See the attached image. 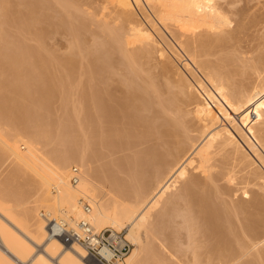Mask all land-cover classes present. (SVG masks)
Wrapping results in <instances>:
<instances>
[{
    "label": "bare ground",
    "instance_id": "1",
    "mask_svg": "<svg viewBox=\"0 0 264 264\" xmlns=\"http://www.w3.org/2000/svg\"><path fill=\"white\" fill-rule=\"evenodd\" d=\"M20 1L0 0V18H2L0 20V121L8 122V125L14 127L13 130L26 128V132L32 135H26L30 136L26 138L25 135L23 137L21 130L13 134V131L6 133L1 129L0 146L1 150L7 149L14 155L15 162L18 163L14 165H24L31 169V173L36 178V185L34 195H31L33 199L24 201L33 203L30 206L20 203L21 198L17 201L15 197L10 198L7 192L0 191V264L25 262L35 253V246H42V249L35 253L36 256L32 258L30 264H95L78 242L47 236L48 224L43 218H38L39 206L43 207L49 216L51 213L55 215L51 218H61L70 227L75 225L77 219L85 217L96 229L126 228V238L133 248L125 259L117 264H173L170 263L169 258L167 259L169 255L165 257L160 251L161 248L156 246L158 250L149 240L153 236L164 235L163 232L171 225L168 223L171 217L175 216L177 220L183 213L175 215L176 211H174V216L172 214L173 209H176L183 200L178 199L183 196L186 208L183 204L184 206L177 210L179 212L180 208H183L187 211V213L184 211L186 214L183 213L182 216L185 228L181 225L182 219H180L181 223H177L178 226L184 232L187 228L186 233H189V236L196 233L194 239L189 238L192 240V243L189 242L190 246L196 241L197 233L201 234L198 242L202 236L205 239V242L200 244L205 251L202 252L205 255L203 259L199 258L200 253L196 252L197 248L191 247L190 251L194 253L188 264H216L217 260L221 261L218 264L224 262L225 264H264V250H259L258 246V250L252 248L259 241L251 247L245 242L248 239L244 238L247 236L244 234H249L252 239L264 235V53L256 55L257 57L237 55L239 48L237 41L240 40L238 33L245 27L244 21L249 17L247 10L250 8L237 7L239 0H95L100 3V7L95 4L99 8L95 14L93 12L92 14L93 17L96 16L95 20L98 16L100 19L88 21V25L94 22L93 26L95 25L97 29V33L93 29L94 31L88 34L86 31L89 28L84 30L87 25L85 20L88 19L81 16V11V13L74 10L70 12L72 6L75 10L80 8L78 0ZM91 2L95 3L94 0H88L85 4L88 6ZM53 6L57 7V22L54 21L56 15L54 17ZM83 6L81 4V8ZM84 12L90 15L91 11ZM86 13L82 15L86 16ZM50 15H53L55 24L51 18L52 22L48 21ZM144 20L148 21L149 27L144 24ZM95 22L102 28L101 32ZM14 25H17L22 33L29 32L31 35L32 32L33 40L36 38L40 41L38 47L35 45L33 47L31 42V45H28L26 42L31 37L27 38V41L24 40L28 34L20 36L19 30L17 31L19 35L13 31L19 37L8 34L12 26L15 27ZM8 26H11L9 31H7ZM161 28L169 33L174 39L173 42L176 41L178 47L187 54L191 61L189 62L198 68V71L203 72L201 75L205 82L194 73L187 61L184 65L192 73L193 76H190L193 81L188 77L189 75H184L185 72L180 73L179 69L177 72L175 68L176 73L173 71L175 75L172 74L175 77L170 76L167 63L157 69V74L155 72H148L145 76L140 74V70H143L141 64L148 67V63L144 65V62L153 60V52H156V48L159 49V41L162 39L159 36L158 41L155 35H162ZM52 31L62 34L67 32L71 36L65 34L69 38H65L69 41L67 47L64 46L68 52L66 51V54L57 51L63 55L58 56L57 61H55L56 54L54 55V61L57 63L55 66L51 65V60L56 49L53 51L52 47V50L49 48L48 50L46 46L43 47L45 43L42 42L43 38ZM156 31L159 34H156ZM84 33H86L85 37L89 35V42L90 38L103 37L102 40L100 39L103 41L101 43L95 38L93 40L98 42H96L98 46L96 44V47L94 46L97 52L100 47L104 50L100 49L102 52L96 54V51L86 48L83 40L87 37H84ZM58 38L61 39L60 36ZM88 41L86 40V44H89L90 48L93 47L90 44L94 45L95 41H91L93 44L87 43ZM168 41L170 43H167L173 47L174 44L170 39ZM160 49L161 55L158 59L165 51L161 47ZM113 50L120 53L118 57L119 55L122 57L119 59L122 61L121 66L124 67L120 71L111 63L113 59H110V56ZM218 53L222 55L211 58ZM87 56L90 57L85 65L84 58L86 59ZM163 61L167 62V59ZM86 66L89 70H86ZM60 68L64 72L61 78L56 77L53 71ZM148 68L147 70L150 69ZM150 70L155 71L156 68ZM56 93L60 95L59 101L62 100L60 104H63L62 108L65 110L63 112L66 114V118L60 120L61 123L58 118L54 120L56 117L53 119L52 116L44 114ZM69 100L73 101V104ZM69 103H71V107L69 106L71 112L67 111ZM56 123L57 126H63L58 132L61 138L64 135L61 131L64 129L67 131L64 132L66 135L62 140H69L68 143L73 147L69 148L68 145L64 147V144L63 149L52 147L48 150V147L46 151L41 150L36 146L35 141L42 139L47 142L48 138L55 136L52 133L54 129H58ZM26 132L24 130V133ZM77 132L82 139L76 137ZM77 139L81 142V146L75 145ZM134 139L139 142L151 141L152 145L148 143L149 146L142 150L139 147V151L136 150L137 152L122 159L118 158L120 160L114 164L120 169L123 168L122 170L125 168L126 173L129 174L138 170V173L135 172L137 175L130 176V181L134 179L136 182H132L135 185L128 193L135 199L130 200L129 197L127 198L128 195L126 199L122 197L126 192L122 196V193H118L119 188L125 183L118 185V177H112L113 174L108 178L113 181L114 187L112 184H105L102 182L105 180L101 181L97 178V174H94V168L91 166L93 164L90 162L93 157L96 159L97 154L99 156L98 152L101 150L108 152L104 146H113L111 149L114 146L127 147L133 144ZM20 141L25 145L24 151L20 150ZM102 147L104 148L101 149ZM71 163L78 166L81 171L76 184L70 183L69 180L68 167ZM16 167L17 170L12 173L13 177L20 173L19 168ZM139 167L141 171L145 167L146 171L143 169L144 172H141ZM110 170L111 167L107 166V169L101 170V175L106 178ZM179 178H186L183 181L185 193L182 196L177 194L179 192H174L172 197L168 198V204L165 201L166 208L159 207L164 209L161 213L157 211L158 215L160 213L158 222L149 224L148 211L160 203V198L174 188ZM220 179L231 182L238 180L236 182L243 185L244 196H248L243 202L236 201L237 204H234L231 212L235 215L237 225L241 223L238 217L241 216L240 218L243 219L238 227L234 224L235 220L228 215L230 212L222 211L229 201L225 203L224 200V205L223 201L219 200L222 199L218 197L219 192L217 191V195L214 194L219 187L214 189L216 186L213 185V196L215 198L216 195L218 200L222 201L224 207L221 209L211 202L213 196L210 198V190H206L208 183L216 180L218 182ZM50 187L56 191L55 194L50 192ZM222 194L224 195L223 192ZM81 198L87 199L91 204L90 213H83ZM230 202L234 203L232 200ZM197 204L200 206L197 208L201 215L195 213L198 217H194L193 209ZM20 207L21 214L17 210ZM29 216L34 218V222L32 221L34 226L31 225L33 228L26 224L25 218ZM144 225H146L145 237L150 233L151 238L147 235L149 243L146 241L147 243L143 242V244L139 231ZM179 227L178 230L181 231ZM171 230L175 232V229ZM178 230L176 233L180 234ZM166 233H169V229ZM256 239L249 240L256 242ZM187 243L184 246L189 244ZM261 245L263 246L264 242ZM250 249L254 250L255 257L252 260H243ZM54 254H60L57 260L52 259ZM204 258L206 262H203Z\"/></svg>",
    "mask_w": 264,
    "mask_h": 264
},
{
    "label": "rangeland",
    "instance_id": "2",
    "mask_svg": "<svg viewBox=\"0 0 264 264\" xmlns=\"http://www.w3.org/2000/svg\"><path fill=\"white\" fill-rule=\"evenodd\" d=\"M22 2H23V0H21ZM20 1V2H21ZM35 1V0H34ZM50 1H52V0H50ZM79 2H77L79 5V9H77V10H75V8L72 6L71 7V9H70V12H74V11H78L79 13H81V16L83 17V18H85V19H88V20H85V22H86V27H85V29L84 30H88V28H89V30L88 31H86V33L88 32V34H90L91 32H93L94 30V32L95 33H97V29L95 28V25L93 26V23H92V21L90 22V23H92V24H89L88 25V21H90V19H94V18H96V16L95 17H93L94 15L93 14H95L96 12H97V9L100 7L99 5H100V3H98L97 1H95L94 0V2L95 3H93V2H91V3H89L88 4V6H87V4H85L88 0H78ZM83 1V2H82ZM248 1V2H247ZM24 2H25V0H24ZM53 2V1H52ZM80 2H82V3H80ZM97 2V3H96ZM264 1L263 0H239L238 1V6L237 7H242V6H248L250 9L249 10H247V13H248V18L247 19H245V21H244V26L245 27H243L244 29L243 30H240V32L238 33V39H240V40H238L237 41V43H238V47L240 48H238V50H237V55L239 56V57H241L242 55V57H253V56H255V57H257L256 55H258L259 56V54L260 55H263V53H264V3H263ZM84 3V4H83ZM92 3H93V5H92ZM261 3V4H260ZM81 4H82V6L83 5H85L86 6V8H85V6H83V8H81ZM91 4V5H90ZM95 4L97 5L98 4V6L99 7H97V6H95ZM89 5L91 6V7H89ZM237 5V4H236ZM251 6V7H250ZM259 6V7H258ZM263 6V7H262ZM54 7V6H53ZM93 7V8H92ZM96 9H95V8ZM256 7V8H255ZM74 8V9H73ZM57 7H54L53 8V10H55V11H53L54 13V17H55V15H56V17L54 18L55 20L54 21H56V19H57ZM81 9V10H80ZM92 9H93V11H92ZM95 9V10H94ZM72 10V11H71ZM74 10V11H73ZM81 11V12H80ZM84 11H91L90 12V15H87V13L86 12H84ZM95 11V12H94ZM260 11V12H259ZM92 12H93V14H92ZM250 12V13H249ZM56 13V14H55ZM84 13H86V16H89V18L88 17H86L85 15H82V14H84ZM253 14V15H252ZM258 14V15H257ZM252 15V16H251ZM91 16V17H90ZM93 17V18H92ZM50 18H51V20L53 21V15L51 16L50 15V17L48 18L49 20L48 21H51L50 20ZM100 18H99V16H98V19H94L93 21H97V20H99ZM257 19V20H256ZM261 19V20H260ZM0 20H2V18H0ZM247 20V21H246ZM29 21H30V19H29ZM51 21V22H52ZM53 21V22H54ZM258 21H260V22H258ZM57 22V21H56ZM248 22V23H247ZM97 22H95V24H96ZM148 23V21L146 20H144V24L146 25V26H148L149 27V25L147 24ZM54 24H55V22H54ZM90 25H92V26H90ZM97 25V27H98V25L99 24H96ZM15 26V25H14ZM17 26V25H16ZM15 26V27H16ZM90 26V27H89ZM15 27H13L12 26V28H11V26H8L7 28V31H9V29L11 30V32L9 31V33L8 34H11V35H13V36H17V34L16 33H18L19 31H20V29H18L17 27V30H15ZM94 29V30H93ZM102 28H100V27H98V30L101 32L102 30H101ZM162 29V28H161ZM256 29V30H255ZM19 30V31H18ZM13 31L15 32L16 31V33L14 34L13 33ZM18 31V32H17ZM53 31H55L54 29H53ZM53 31H52V33L51 34H47L44 38H43V40H42V42L43 43H45V45L41 42V44H43V47H47L46 49H51L52 47V49H53V51L55 50L56 52H53V57H52V60H51V65L52 66H55L57 63L55 62V61H57V57L58 56H60V55H63V54H61V53H66L67 54V44H68V36L70 35V34H68L67 32L65 33V32H63L64 34H62V32L61 33H53ZM21 33V35L20 36H22V34H24V35H29V37H28V35L27 36H25L26 38H24V40L26 39V41L31 37V39L30 40H28L26 43L28 44V45H31L32 44V46L33 45H35V47H38L37 45H39V40H37L36 38H34L35 40H33V33L32 32H30L31 33V35L29 34V32L26 34L25 32L24 33H22V31H20ZM99 32V33H100ZM155 32V31H154ZM162 32L163 33H161L162 35H160L159 33H157V31H156V34H159V35H155V36H157L156 38L158 39V41L160 40V39H162V40H160L159 42V49L157 50V48H156V52H157V54H156V52L154 51L153 52V62L151 61V60H149V61H145L144 63V65H146V62L148 63L147 65H148V67L150 68V69H154V68H156V70L155 71H153V70H150L147 66H143V63L141 64L142 65V68H143V70L141 71L140 70V74L141 75H143V76H145L146 74L148 75V72L149 73H151V72H155L156 74H157V69H159L161 66H162V64L164 65L165 63H167V64H165V65H167V67H168V74L170 75V76H172L173 78L175 77V76H173L172 74H174L175 75V73H176V70L177 69H179V71H180V73H184V75H186V76H188V77H191V76H193V75H191L192 73L190 72V70H189V68H187V66L186 65H184L185 64V62L187 61V63H189V65H191V69H193V71H194V73H196L197 75H199L200 76V78L205 82V79L203 78V75H201L203 72L201 71H198V68H196L194 65H192V63H190L191 61L189 60V58L187 57V54L186 53H184L181 49H180V47H178V44L176 43V41H175V43L173 42V38L171 37V35L168 33L167 34V32L165 31V30H163L162 29ZM247 32V33H246ZM13 33V34H12ZM86 33H84V37H85V34ZM245 33V34H244ZM56 34V35H55ZM65 34H68V36H66ZM155 34V33H154ZM163 34H165V35H163ZM18 35H19V33H18ZM23 35V36H24ZM52 35H53V37H52ZM61 35H63V36H61ZM60 36V38L61 39H59L58 37ZM159 36H160V39H159ZM161 36H163L162 38H161ZM166 36V37H165ZM261 36V37H260ZM14 37V38H15ZM17 37H19V36H17ZM52 37V38H51ZM63 37V38H62ZM69 37H71V36H69ZM87 37V38H86ZM86 39H84L83 40V42H84V46L86 47V48H89V49H92V50H94V52L96 51L95 49H94V46H95V44H96V42L98 41V40H102V38H101V36H99V37H97V38H99V39H97L96 37H94L95 38V40H97V41H95V40H93L92 38H90V42L88 41L89 40V35H86ZM166 39H165V38ZM255 37V38H254ZM28 38V39H27ZM46 38V39H45ZM65 38H68V39H65ZM167 38H169L170 39V41L172 42V44H174L173 45V47H171L172 45L171 44H169L170 42L167 40ZM53 39V40H52ZM64 39V40H63ZM92 39V40H91ZM173 39V40H172ZM258 39V40H257ZM37 40V41H36ZM49 40H51V41H49ZM56 40V41H55ZM86 40L88 41L87 43H92L93 44V42H91V41H95L94 42V45H91L90 44V46H93V47H89V44H86ZM98 41V42H103V41ZM166 40V41H165ZM36 41V42H35ZM49 41V42H48ZM72 41V39H70V42ZM29 42V43H28ZM30 42H31V44H30ZM38 42V43H37ZM56 42V44H54ZM66 42V43H65ZM69 42V43H70ZM97 42V43H98ZM167 42H169V43H167ZM58 43V44H57ZM168 45H167V44ZM40 44V45H41ZM177 44V45H176ZM47 45H49V46H47ZM53 45V46H52ZM70 45V44H69ZM97 45V44H96ZM241 47H240V46ZM56 46H58V47H56ZM64 46H66V47H64ZM88 46V47H87ZM98 46V45H97ZM100 46V45H99ZM174 46L177 48H174ZM34 47V46H33ZM40 47V46H39ZM56 47V48H55ZM96 47V46H95ZM160 47L162 48V50L164 51V52H162V53H164V55H162V57H160L159 59H158V57H159V55H161V54H159V50H161L160 49ZM65 48H66V50H65ZM107 48V47H106ZM177 51H175L174 49ZM246 48H248V49H246ZM48 49V50H49ZM51 49V50H52ZM65 51H64V50ZM68 49H69V47H68ZM100 49L102 50L103 48L102 47H100ZM99 49V51H101ZM180 49V50H179ZM242 49V50H241ZM91 50V51H92ZM97 50H98V47H97ZM104 50V49H103ZM102 50V51H103ZM244 50V51H243ZM57 51H61V53L59 54V52H57ZM67 51V52H66ZM98 51V52H99ZM101 51V52H102ZM251 53H250V52ZM97 51H96V54H99ZM115 52H117V51H115V50H113V52H112V56H110V59H113V61L111 60V63L114 65V67L115 68H118L119 69V71H120V69H122V67H124L123 65L121 66V64L122 63H120V62H122L121 61V59H122V57H120V55H119V57L121 58V59H119V57L117 56L118 54H120L119 52H117V53H115ZM248 54H247V53ZM114 53V54H113ZM166 53V54H165ZM242 53H245V54H242ZM56 54V55H55ZM59 54V55H58ZM116 54V55H115ZM156 56H155V55ZM247 54V55H246ZM56 56V59L54 58L55 56ZM65 55V54H64ZM115 55V56H114ZM168 55V56H167ZM219 55H222L221 53H218V55L216 56V55H214V56H212L211 58L213 59V58H216V57H218ZM252 55V56H251ZM167 56V57H166ZM89 57L90 56H87L86 57V59L84 58V64L86 65V61H89ZM113 57V58H112ZM118 57V58H117ZM254 57V58H255ZM87 58H88V60H87ZM162 58V59H161ZM170 58V59H169ZM54 59H55V61H54ZM118 61H117V60ZM167 59V62L166 61H163L162 62V60H166ZM115 61H117V62H115ZM159 63V65H157L158 63ZM190 61V62H189ZM119 62V63H118ZM152 62V63H151ZM117 63V64H116ZM171 65H170V64ZM173 63H175V64H173ZM54 64V65H53ZM116 64V65H115ZM157 65V66H156ZM171 66V68H170V66ZM119 66V67H118ZM174 66V67H173ZM186 66V67H185ZM87 68H86V70H89V67L88 66H86ZM121 67V68H120ZM178 67V68H177ZM194 67V68H193ZM147 68L150 70H147ZM176 70H175V69ZM146 69V70H145ZM189 71H188V70ZM59 71L58 72V74L56 73L57 71ZM56 70H53L54 71V74H55V76L56 77H59V78H61V77H63V74H64V72H63V69L62 68H60V69H56ZM61 70V71H60ZM91 70V69H90ZM170 70H172L170 73H169V71ZM199 70H201V69H199ZM56 71V72H55ZM146 71H147V73H146ZM173 71H175V73L173 72ZM62 72V73H61ZM145 72V73H144ZM173 72V73H172ZM177 72H178V70H177ZM188 74H187V73ZM144 73V74H143ZM60 74V75H59ZM57 75H59V76H57ZM94 75H96V74H94ZM191 75V76H190ZM176 76H177V74H176ZM178 77V76H177ZM160 78V77H159ZM194 78V77H193ZM190 79H192V77L190 78ZM195 79V78H194ZM192 81H193V79H192ZM123 89H126L125 87H123ZM72 90V89H71ZM70 90V92L69 93H71L72 91ZM59 91H60V89H59ZM59 93V92H58ZM60 94V93H59ZM61 95V94H60ZM60 95H58L57 93H56V95L54 96V97H56V98H52V102L50 101V103H51V105L49 104V109L47 110V111H44V114L45 115H48L49 117H51V118H55L54 120H56L57 118L59 119V121L61 120V121H63L65 118H66V114L64 113L65 112V110H63V104H60V103H62V102H60V101H62V100H60L59 101V97L58 96H60ZM57 98H58V100H57ZM56 99V101L54 102V100ZM69 99H71V98H69ZM59 101V102H58ZM70 101V100H69ZM71 102V101H70ZM73 102V101H72ZM71 102V103H72ZM54 103V104H53ZM71 103H69L68 104V106H67V108H68V112H71V110L69 109L70 107H71ZM59 104H60V106H59ZM73 104V103H72ZM59 106V107H58ZM70 106V107H69ZM64 111V112H63ZM66 111V112H67ZM43 112V111H42ZM54 116V117H53ZM61 121H60V123H61ZM2 122V123H1ZM223 122L224 123H226V121L225 120H223ZM7 123V124H6ZM59 123V122H58ZM59 123V124H60ZM4 124V125H3ZM33 124H34V122H33ZM32 124V125H33ZM8 127V129H7V127ZM35 125V124H34ZM55 126H57V123H56V125ZM54 126V127H55ZM61 125H59V126H57L58 127V129L56 130V129H54V132L52 133V134H55V136H60L61 134L59 133L58 134V132H59V130H61L62 129V127L63 126H61ZM9 127H11V125L9 124L8 125V122H5V123H3V121H0V130L1 129H3L4 130V132H6V133H8V132H11V131H13V134H15L17 131H19V130H21V129H23V128H18V130H13V126L11 127V129L9 128ZM56 127V128H57ZM60 127V128H59ZM5 129H7V130H5ZM10 129V130H9ZM24 130H25V132H26V128H24ZM24 130H21V133H22V135H23V137H24V135H25V137L26 138H29L30 136H26V135H32V134H30L29 132H26V133H24ZM65 130V131H64ZM63 131H61V133H62V135L64 134V135H66L65 133L67 132L66 131V129H64ZM56 131H57V133H56ZM65 132V133H64ZM24 133V134H23ZM29 133V134H28ZM10 135H12V133H9ZM64 135L62 136V138L64 137ZM55 136L54 135H52L51 136V139H49L48 138V140H47V142L45 141H42V139L41 140H37V141H35L36 142V146L38 147V148H41V150H44L45 149V151L47 150V148L49 147V149L48 150H50V149H52V147L53 148H57V147H59V149H63L64 147H66V145H68V147L69 148H71V147H73L72 145H71V143H68V142H70L69 140H62V138H61V136H60V138L57 136V138H55ZM76 137L80 140V139H82V136H80V133H78L77 132V135H76ZM53 138V139H52ZM60 140H59V139ZM65 138V137H64ZM58 139V140H57ZM77 139V141H76V144L75 145H82L81 144V142L79 141ZM62 140V141H61ZM136 140L137 139H134V140H132V142H133V144H131L130 146H120V147H115L114 146V148L113 149H111L113 146H104V147H102L101 149H105V150H107L108 152H106V151H104V150H101L100 148V150H101V152H98L99 153V156H98V154H97V157L95 156V158L96 159H94V157H93V159H92V161H91V159H90V163L91 164H93V165H91V166H93V168H94V174L96 175L97 174V178H99L101 181L102 180H105V181H102V182H105V184H107V185H110V184H112V186H113V181L111 180L110 181V178H108V177H110V175L112 176L113 174V176L112 177H115V178H117V181L119 182V183H122V184H119L118 183V185H123L124 183V186L122 187H118L119 188V190H118V193L119 194H121V196L122 197H124L125 199H126V195H128L127 196V198L129 197V199L131 200H133V199H135V198H133V197H131L130 196V194H128L129 192H131V189L133 188V186L135 185V184H133V183H136L135 182V180L133 179V181H130V176L131 175H137V171H133V172H130V170H129V172H130V174L129 173H126L127 171L125 170V168H124V170H122V169H120L119 167H116V165H114V164H116V161L117 160H120V159H122V157L124 158V157H126V156H128V155H130V154H133V153H135V152H137L136 150H138L139 151V149L140 150H142V149H144V148H146V147H148L149 145H152V143H150L151 141H149V142H142V141H140L139 142V140H137V142L139 143H137L136 142ZM41 141H42V143H41ZM48 141H50V142H48ZM79 141V142H78ZM82 141V140H81ZM54 142V143H53ZM58 142V143H57ZM61 142V143H60ZM138 144V147L136 146L137 144ZM68 143V144H67ZM73 143V142H72ZM80 143V144H79ZM147 145H145V144ZM148 143H149V145H148ZM42 144H44V145H46V146H44V145H42ZM61 144V145H60ZM64 144H65V146H64ZM135 144V145H134ZM142 144V146H139V145H141ZM19 145H20V150L21 151H24L25 150V145L23 144V143H21V141H20V143H19ZM71 145V146H70ZM145 145V146H144ZM50 146H51V148H50ZM55 146V147H54ZM64 146V147H63ZM134 146L136 147V148H134ZM1 147V146H0ZM62 147V148H61ZM128 147H130V148H128ZM133 147V148H132ZM140 147V148H139ZM116 148L118 149V150H116ZM119 148L121 149V150H119ZM126 150H125V149ZM2 149V147L0 148V150ZM58 149V148H57ZM128 149V150H127ZM135 149V150H134ZM112 150L114 151V152H112ZM130 150V151H129ZM131 150H133V151H131ZM118 151H122V152H119L118 153ZM126 151V152H125ZM1 152L3 153V154H1ZM107 154H106V153ZM130 152V153H129ZM105 153V155H103L102 156V154H104ZM124 153L126 154V155H124ZM129 153V154H128ZM101 154V155H100ZM108 154L110 155V156H108ZM106 156V157H105ZM101 160H100V159ZM104 158V159H103ZM118 158H120V159H118ZM99 159V160H98ZM95 160H96V162H95ZM110 161V162H109ZM15 162V157H14V155L13 154H11V152L9 151V150H7V149H4L3 148V150H1L0 151V191L2 190V191H5V192H7L6 194L7 195H9V197L10 198H12V199H14V197H15V199L17 198V201H18V199L20 200V198H21V200H20V203H26V202H24V201H26L27 199L28 200H31V199H33V196H31V195H34V186L36 185V178H35V176L31 173V169L29 170V167L28 166H26V167H28V168H26L24 165H14V164H18V163H14ZM93 162V163H92ZM109 163L111 164L110 166H109ZM21 164V163H20ZM107 164V165H106ZM98 165V166H97ZM114 165V166H113ZM17 166V167H16ZM23 166V167H22ZM71 166H76V165H74V164H70L69 165V167H68V173H69V168L71 167ZM96 166V167H95ZM101 166H102V168H101ZM106 166V167H105ZM107 166H108V168L109 167H111V170H110V174L109 173H107L109 176H106V178H104V175H101L102 174V172H101V170L103 169H107ZM141 166H143V164L141 165ZM140 166V167H141ZM15 167L16 168H19V170H18V172H20V173H18L17 175H15L14 177L12 176V173L14 172V170H17V169H15ZM78 167V166H77ZM115 167V168H114ZM139 167V168H140ZM22 170H21V169ZM26 168V169H25ZM79 168V167H78ZM96 168H97V171H96ZM142 168V167H141ZM141 168L139 169L140 171H141ZM145 167H143V169H144ZM80 169V168H79ZM116 169H118V170H116ZM143 169H142V171H143ZM10 170V171H9ZM115 170V171H114ZM145 170V169H144ZM25 171H26V173H25ZM30 171V172H29ZM141 171V172H142ZM146 171V170H145ZM28 172V173H27ZM112 172H114V173H112ZM135 172H137V173H135ZM140 172V173H141ZM144 172V171H143ZM131 173H135V174H131ZM128 174V175H127ZM143 174V173H142ZM10 175V176H9ZM98 175H99V177H98ZM11 176H12V178H11ZM19 176V177H18ZM23 176V177H22ZM129 178H127V177ZM187 177H188V174L186 175ZM106 179L109 181H106ZM186 178H179V179H177V181L175 182V186H174V188L170 191H167L166 192V194H164L163 196H162V198H160L161 200H160V203L157 205V206H155L154 207V209L153 208H151L149 211H148V214H149V216H148V222H150L149 224H151V223H157L158 222V220H159V215H160V213L163 211V209L164 208H159V207H165L168 203V198L170 199L171 197H172V194L174 193V192H179V193H177V194H182V196H183V193H185L184 191H185V189H184V180H185ZM127 180V181H126ZM131 180H132V177H131ZM225 179H220V181H218L217 182V180L216 181H214V182H210V183H208L209 184V186L206 188V190H210V198L214 195V194H216L217 195V193L219 192H221L222 190H224V191H222L223 193H224V195L222 194V192L219 194L218 193V197L219 198H221L222 197V199H219V198H217V196L215 195V198H214V196L212 197L213 199H211L212 201V203L218 208V206H220V209L221 208H223L224 207V205H225V203H228V201H229V203L228 204H226V205H229L230 203L233 205H229L228 207L225 205V209H222V211L224 212L225 210H227V212H230L228 215H230V217L231 218H233L232 220H235L234 221V224H236V227H238L243 221V219L242 218H240L241 216H239L238 217V219L240 220L239 222H241L239 225H237L238 223H237V221H236V219H235V215H234V213L232 214L231 212H233V207L237 204V203H240V202H243V200H245V199H248V196H244L245 194H243V185L241 184V183H238V182H236V181H238V180H235L234 182H231V181H227V180H225ZM130 182V183H129ZM133 182V183H132ZM151 183V182H150ZM229 183H231V185L229 184ZM238 183V184H237ZM215 184V186L216 187H214L213 185ZM218 184V185H217ZM236 186H235V185ZM239 184H241V185H239ZM229 185V186H228ZM219 187V189L218 190H216V193H214L213 192V190L214 189H217L218 187ZM225 186V187H224ZM235 187V188H233V187ZM239 186V187H238ZM114 187V186H113ZM182 187H183V189H182ZM213 187H214V189H213ZM224 187V189H221V188H223ZM177 188V189H176ZM210 188V189H209ZM212 188V189H211ZM122 189V190H121ZM229 189V190H228ZM240 189V190H239ZM120 190H121V192H120ZM174 190H176V191H174ZM178 190V191H177ZM180 190V191H179ZM182 190V191H181ZM221 190V191H220ZM232 190V191H231ZM234 190V191H233ZM242 190V191H241ZM212 191V192H211ZM218 191V192H217ZM235 191H237V192H235ZM11 192V193H10ZM50 192L52 193V194H55L56 193V191L52 188V187H50ZM241 192H242V197H241ZM214 193V194H213ZM250 193V192H249ZM212 194V195H211ZM20 195V196H19ZM165 195H169L168 197L167 196H165ZM171 195V196H170ZM220 195V196H219ZM221 195H223V196H221ZM250 195V194H249ZM264 195V194H263ZM13 196V197H12ZM29 196V197H28ZM165 196V197H164ZM227 196H230L231 198H233V199H231L230 197V199L232 200V201H234V203L233 202H230L231 200L227 197ZM234 196V197H233ZM237 196V197H236ZM28 197V198H27ZM239 197V198H238ZM166 198H167V200H166ZM181 198V197H180ZM178 199L179 201H181L182 199L184 200V196L181 198V199ZM217 198V199H216ZM224 198V199H223ZM227 198V199H226ZM25 199V200H24ZM216 201H215V200ZM222 200L223 201V203H224V200H226L225 201V203H224V205L221 203L222 201H219V200ZM229 199V200H228ZM237 199V200H236ZM183 200L181 201V202H179V206L178 207H176V209L174 210L173 209V211H172V214H173V212L174 211H176V213H175V215H177V214H180V212H183L184 213V215L187 213V211H185V209L183 210V208L181 209L180 208V211L178 212V210L177 209H179V207H182V206H184L185 205V203L183 202ZM218 200V201H217ZM239 200H240V202H239ZM12 201V200H11ZM10 201V204H12V202ZM162 201V202H161ZM165 201H166V203H165ZM214 201V202H213ZM237 201V203H235ZM216 202V203H215ZM218 202V203H217ZM221 204H220V203ZM163 203V204H162ZM165 203V204H164ZM29 204V202H27L25 205H28ZM162 204V205H161ZM184 204V205H183ZM235 204V205H234ZM20 205H22V204H20ZM30 205H33V203L31 204H29L28 206H30ZM165 205V206H164ZM221 205H223L222 207H221ZM40 207V206H39ZM37 207L38 209H37V211L39 212V215H38V218L40 217L41 219H42V216H40V213H42V212H45L46 213V210L43 208V207ZM200 207L198 204L195 206V208L193 209V216L194 217H198V215L200 216L201 215V213L199 212V209L198 208ZM166 208V207H165ZM184 208H186V205H185V207ZM227 208V209H226ZM231 208V209H230ZM158 209V210H157ZM162 209V210H161ZM195 209H197L198 210V212H195V211H197V210H195ZM231 211H230V210ZM17 210H19V212H20V214H21V207L20 208H18ZM161 210V211H160ZM183 210V211H182ZM229 210V211H228ZM160 212L159 213V215H158V212ZM186 213H185V212ZM178 212V213H177ZM183 213H181L180 214V216H181V218H179L178 216V218H179V220H178V218H177V220H175V216H174V214H173V218L171 217V219L169 220V222L168 223H171V225H170V227L168 228V226H167V228L169 229V233L167 234L166 233V230L168 231V229H166L163 233H164V235L166 236H164V235H159L158 237H157V235H156V237L155 236H153L152 237V239L151 240H149L150 241V243L151 242H153V245L155 244V247L157 246L159 249H160V251L162 252V254L165 256V257H167L168 255V257H167V259L168 260H170V263H173V264H178V263H180V264H185V263H189V260L192 258V255H193V253H192V250L190 251V249H191V247H193V248H197V253H200V255H199V258L201 259H203V257L205 256V255H203V253L205 252L204 251V247L203 246H201L204 242H205V239H204V237L202 236L201 237V239L199 240V242H201V243H199L197 240L200 238V236H199V234L200 233H197L198 234V236L195 238V240L196 241H193L194 243H193V245H196V244H198V245H196V246H193V245H191L190 246V243H192V240H189V238L190 239H194V237L196 236V233L193 235V236H189L186 232H187V228H186V230H185V232H184V230H182V228H180L179 226H178V224L177 223H181V220L180 219H182V222H183ZM195 213H198V215L197 214H195ZM200 213V214H199ZM147 214V215H148ZM157 214V215H156ZM232 215H234V217L232 216ZM51 216H55L53 213H51V215H50V217ZM29 218V219H28ZM28 218H25L26 219V224L28 225L29 224V226L30 227H32L31 225H33L34 226V218H31L30 216L28 217ZM39 218V219H40ZM73 219H74V217H72ZM30 219H33V220H30ZM155 219V220H154ZM174 219V222L172 223V220ZM45 220V219H44ZM33 221V222H32ZM178 221H180V222H178ZM29 222V223H28ZM167 223V224H168ZM166 224V225H167ZM177 224V225H176ZM183 224H185L184 222L181 224L182 225V227L183 228H185V225H183ZM169 225V224H168ZM180 225V226H181ZM145 226L146 225H144L143 227H141L140 228V237H141V240H142V243L144 242V243H147L146 241H148L147 239H148V237H149V234H146V237H145V233H144V231H145ZM176 226V227H175ZM178 227L181 229V231H179L178 230ZM33 228V227H32ZM109 228H112V227H109ZM171 229H175V232H174V230H171ZM119 230H124V232H125V234H126V228H122V229H119ZM177 230H178V232L181 234H177L176 232H177ZM262 230V229H261ZM261 230H259V231H261ZM170 232H171V235H170ZM174 232V233H173ZM184 233H186V235L184 234ZM147 235H148V237H147ZM177 235H179V236H176ZM182 235H183V237H182ZM185 235V236H184ZM188 235V236H187ZM201 235V234H200ZM244 235H247L246 237H244ZM243 235V237L244 238H246V239H248L247 241H245V239L243 238V240L245 241V242H247L248 244H249V246H253V245H255L258 241V243H260V244H258L257 243V245H255V246H253L252 248H254V249H256V250H258V247H259V250H264V245L262 246L261 245V243H263L264 242V235H260L257 239H256V237L254 238V239H256L255 241L256 242H252V241H254V239H252L253 237L252 236H249V234H244ZM150 236H151V234H150ZM164 236V238H162ZM175 236V237H174ZM187 236V237H186ZM192 237V238H191ZM199 237V238H198ZM251 237V238H250ZM263 237V238H262ZM145 238H146V240H145ZM149 238H151V237H149ZM168 238V239H167ZM178 238H180V240L178 239ZM185 238V239H184ZM187 238V239H186ZM261 238V240H259ZM249 239H251L252 241H250ZM149 241H148V243H149ZM155 241V242H154ZM164 241V242H163ZM179 241H180V243H179ZM187 241H188V243H187ZM251 242V245H250V242ZM260 241H262V242H260ZM195 242H197L196 244H195ZM143 243V244H144ZM163 245H162V244ZM186 243L188 244L187 246H184V245H186ZM255 243V244H254ZM152 244V243H151ZM201 244V245H200ZM253 244V245H252ZM165 245V246H164ZM171 245V246H170ZM260 245V246H259ZM164 246V247H163ZM200 246H201V248H200ZM258 246V247H257ZM262 246V247H261ZM156 247V248H157ZM166 247H169V248H166ZM175 247V248H174ZM183 247H184V249H183ZM186 247V248H185ZM133 248V245H132V247H131V249ZM157 248V249H158ZM167 250H166V249ZM182 248V249H181ZM192 248V249H193ZM38 249V250H37ZM42 249V246H35V253L37 254V251H40ZM158 249V250H159ZM189 249V250H188ZM194 250V249H193ZM251 250V249H250ZM167 251H169V252H167ZM171 251V252H170ZM182 251V252H181ZM174 252V253H173ZM203 252V253H202ZM251 252V253H250ZM256 252V251H255ZM35 253H33L32 254V256L31 257H29V258H27L26 259V261L25 262H18V264H30L31 263V261H32V258H34L35 256H36V254ZM172 253V254H171ZM166 254V255H165ZM171 254V255H170ZM249 254V255H248ZM246 256H245V258H243V260H252L255 256V254H254V250H251V251H249V253H248ZM251 254H253V255H251ZM191 255V256H190ZM58 256H60V254L58 255H55L54 254V258H52V259H55V260H57V257ZM56 257V258H55ZM250 257H251V259H250ZM185 258V259H184ZM207 258V257H206ZM206 258H204L205 260L203 261V262H206ZM248 258V259H247ZM178 259V260H177ZM181 259V260H180ZM176 260V261H175ZM216 260V258L214 259V261ZM191 261V260H190ZM175 262V263H174ZM217 263L216 264H218V263H220L221 261H219V260H217L216 261ZM215 263V262H214ZM226 262H224V263H222V264H225Z\"/></svg>",
    "mask_w": 264,
    "mask_h": 264
},
{
    "label": "built area",
    "instance_id": "3",
    "mask_svg": "<svg viewBox=\"0 0 264 264\" xmlns=\"http://www.w3.org/2000/svg\"><path fill=\"white\" fill-rule=\"evenodd\" d=\"M80 175L81 171L77 166L70 167V183L76 184ZM80 204L83 213H90L92 207L87 199L81 198ZM41 214L48 224V237L66 238L78 242L95 264H117L123 261L131 250L132 244L126 238L124 230L109 227L96 229L85 217L77 219L75 225L70 227L61 218H51L45 212Z\"/></svg>",
    "mask_w": 264,
    "mask_h": 264
}]
</instances>
